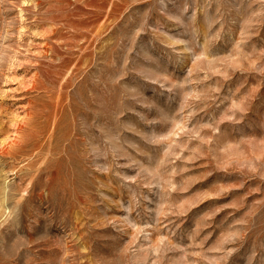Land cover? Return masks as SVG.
<instances>
[{
	"label": "rangeland",
	"instance_id": "374dc122",
	"mask_svg": "<svg viewBox=\"0 0 264 264\" xmlns=\"http://www.w3.org/2000/svg\"><path fill=\"white\" fill-rule=\"evenodd\" d=\"M0 264H264V0H0Z\"/></svg>",
	"mask_w": 264,
	"mask_h": 264
},
{
	"label": "bare ground",
	"instance_id": "6f19581e",
	"mask_svg": "<svg viewBox=\"0 0 264 264\" xmlns=\"http://www.w3.org/2000/svg\"><path fill=\"white\" fill-rule=\"evenodd\" d=\"M22 143V142H21ZM21 145V144H20Z\"/></svg>",
	"mask_w": 264,
	"mask_h": 264
}]
</instances>
